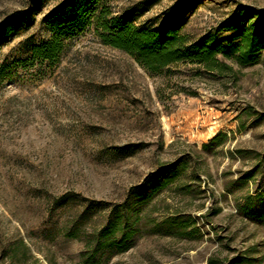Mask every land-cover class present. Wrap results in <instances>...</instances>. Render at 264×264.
<instances>
[{
  "label": "rangeland",
  "instance_id": "1",
  "mask_svg": "<svg viewBox=\"0 0 264 264\" xmlns=\"http://www.w3.org/2000/svg\"><path fill=\"white\" fill-rule=\"evenodd\" d=\"M38 1L0 0V22L26 16L0 40V264H80L86 236L111 208L180 159L189 160L182 180L151 203L137 245L108 264H235L241 256L264 264V218L240 209L251 195L252 211L264 210V51L253 65L227 61L228 75L186 63L152 74L92 28L69 40L56 65L28 61L31 44L49 35L47 15L66 0ZM106 3L155 27L186 17L183 31L195 39L238 5L264 11V0ZM220 133L225 141L204 149ZM98 203L105 209H91L81 236L69 237ZM172 215L190 220L186 234L153 229ZM20 239L32 250L23 263L6 254Z\"/></svg>",
  "mask_w": 264,
  "mask_h": 264
},
{
  "label": "trees",
  "instance_id": "2",
  "mask_svg": "<svg viewBox=\"0 0 264 264\" xmlns=\"http://www.w3.org/2000/svg\"><path fill=\"white\" fill-rule=\"evenodd\" d=\"M25 18L22 12L16 11L0 22V40L19 30ZM185 18L182 16L162 27H155L138 24V17L133 12L123 15L112 13L106 0H66L47 15L45 22L49 35L31 44L28 61L56 65L70 47L69 40L77 33L92 28L104 45L128 53L152 74L162 73L175 64L186 63L206 72L228 75L234 68L227 61L241 67L253 65L264 51L263 10L238 5L226 20L196 39L183 31ZM226 137V134L220 133L210 144H205L204 149L223 143ZM188 166L189 160L185 159L164 165L160 173L147 178L123 202L112 207L103 225L86 236V248L81 253L80 264H108L114 256L133 249L144 231V219L148 217L151 203L173 183L180 182ZM261 172L264 173V158ZM255 175L246 178L256 179ZM261 196H264V189L257 198ZM254 199L251 195L247 196L240 209L249 217L262 220L264 210L260 213L252 211ZM69 201H62L61 206ZM56 202L59 205V200ZM98 204L86 207L77 217L73 227L67 231L69 237L81 236L83 225L91 217V209H105L102 203ZM153 225L157 231L168 230L184 235L191 222L172 215L162 223L155 222ZM6 254L11 261L23 263L31 257L32 250L20 239ZM234 263L253 264V259L241 256Z\"/></svg>",
  "mask_w": 264,
  "mask_h": 264
}]
</instances>
